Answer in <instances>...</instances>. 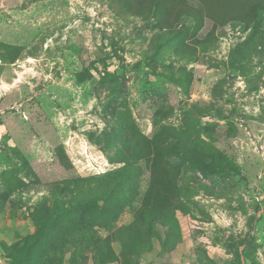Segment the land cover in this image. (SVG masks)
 Returning a JSON list of instances; mask_svg holds the SVG:
<instances>
[{
    "label": "rangeland",
    "instance_id": "rangeland-1",
    "mask_svg": "<svg viewBox=\"0 0 264 264\" xmlns=\"http://www.w3.org/2000/svg\"><path fill=\"white\" fill-rule=\"evenodd\" d=\"M119 2L0 0V264L25 251L32 214L82 203L72 243L58 249L65 234L53 231L50 264H68L86 236L129 226L149 168L139 163L137 193L115 185L134 132L160 143L187 210L171 234L123 247L128 264H264V14L213 38L204 19L194 38L207 49L180 59L151 16ZM178 29L193 37L190 20ZM93 252L76 257L92 264Z\"/></svg>",
    "mask_w": 264,
    "mask_h": 264
},
{
    "label": "trees",
    "instance_id": "trees-1",
    "mask_svg": "<svg viewBox=\"0 0 264 264\" xmlns=\"http://www.w3.org/2000/svg\"><path fill=\"white\" fill-rule=\"evenodd\" d=\"M120 0V9L132 16H151L154 21L175 41V53L180 59H188L199 48L207 49V40L194 38L202 28L204 19L212 22L211 31L208 38H213L216 29L224 27L227 23H239L244 27H250L259 13L264 14V0ZM182 19L190 20L193 24V37L187 38V30L178 29ZM260 28V27H259ZM263 34L258 39L257 58L264 59V17ZM165 38V36H162ZM187 39L190 41L187 42ZM129 146L128 154L125 156L123 165L116 171L115 185L125 186L132 192L137 193L140 189L141 167L140 162L149 163L148 179L146 189L141 197L137 199V206L131 224L127 227L119 228L107 237L99 240L97 236H86V242L80 244L78 249L69 256L68 264H84L83 258L80 262L76 256L84 252L94 251L92 254V264H107L120 261L121 264H128L129 260L124 254L123 247L151 242L154 235H160L161 230L166 228V234H171L176 228L175 214L184 213L187 210L181 189L177 179L169 167L167 156L163 152L159 142H152L140 133L134 132L129 136L127 142ZM100 190L88 192L86 202L93 200ZM137 194H132L136 198ZM102 201V200H99ZM82 203L72 204L68 207L60 208L56 213L42 219L41 215L32 214V219L37 226V232L27 241L23 253L17 251L10 254L14 264H46L48 253L54 243L51 239H60V234L54 235L53 231L65 234V241L59 243L60 249L65 243H72V233L68 229L73 216H76L78 209L83 208ZM90 206V205H88ZM91 209H83L88 211ZM67 222V224H64ZM93 227H102L96 220L89 222ZM106 231V229H105ZM110 229L107 231L109 232ZM110 233V232H109ZM103 237V238H104ZM174 243V240H162L165 247L167 243ZM111 243L119 244L121 250L117 253L113 250ZM83 245V246H81ZM124 245V246H123ZM43 257V258H42ZM61 259H59V264Z\"/></svg>",
    "mask_w": 264,
    "mask_h": 264
}]
</instances>
